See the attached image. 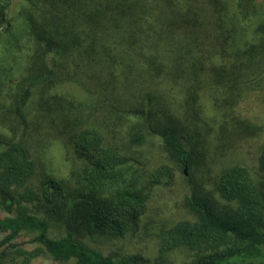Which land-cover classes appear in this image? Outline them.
I'll use <instances>...</instances> for the list:
<instances>
[{
  "label": "trees",
  "instance_id": "trees-1",
  "mask_svg": "<svg viewBox=\"0 0 264 264\" xmlns=\"http://www.w3.org/2000/svg\"><path fill=\"white\" fill-rule=\"evenodd\" d=\"M7 4L0 0V124L11 132L0 134V264H30L41 252L62 264H141L138 254L104 252L82 237H122L136 230L159 176L153 174L147 187L127 182L104 188L122 175L127 158L105 150L102 133L84 129L73 138L82 167L71 187L51 176L30 184L35 160L22 139L29 124L27 99L39 88L51 105L56 98L46 92L63 82L86 91L88 80L113 74L106 64L113 62L116 46H124L120 55L141 42L165 49L177 41L212 47L218 63L209 73L217 78L241 77L250 68L258 72L257 63L264 73V0H30L10 16ZM149 10L155 21L146 18ZM6 87L5 94L15 96L8 108L1 100ZM160 107V99L146 92L130 111L145 117L164 147L190 166L192 152L181 141L185 129L167 114L155 120ZM258 162L264 172V146ZM214 190L226 203L194 187L184 200L193 218L163 227L153 264H264V176L255 180L244 166L232 164L221 169ZM56 214L75 227L51 234ZM180 248L191 257L177 263L169 253Z\"/></svg>",
  "mask_w": 264,
  "mask_h": 264
},
{
  "label": "rangeland",
  "instance_id": "rangeland-1",
  "mask_svg": "<svg viewBox=\"0 0 264 264\" xmlns=\"http://www.w3.org/2000/svg\"><path fill=\"white\" fill-rule=\"evenodd\" d=\"M24 3L29 5L30 0H8L7 16ZM146 18L155 21L151 10ZM3 29L4 24L0 23V32ZM0 47L2 60V41ZM116 47L113 62L106 64L113 74L103 73L98 81L88 80V90L81 89L79 83H60L46 92L56 98L51 105L40 98L39 88L32 91L24 106L29 124L22 138L35 160V172L29 182L36 184L51 176L71 187L82 167L73 138L84 129L99 131L105 150L127 158L122 175L115 182H105L104 188L127 182L147 187L153 174L159 176L160 182L148 189L147 208L136 230L129 229L122 237L93 234L83 236L82 240L114 255L138 254L141 264H153L163 227L179 219L193 218L184 200L194 187L211 192L219 203L225 204L214 190L222 168L238 164L255 180L264 176L258 162L264 146V73L257 63L258 72L250 68L241 77L217 78L209 73L215 68L213 63H218L215 50L196 48L193 43L185 46L177 41L165 49L141 42L120 55L124 46ZM11 48L19 50L16 46ZM51 55L50 52L49 68L53 67ZM15 82L17 78L12 80ZM6 89L3 88L1 100L8 108L15 96H7ZM146 92L154 93L161 101L155 120L167 114L185 129L181 141L192 152V162L185 173L184 166L151 131L145 117L130 111ZM231 101V105L224 104ZM0 134L9 136L11 132L0 124ZM138 135L140 140L133 142L132 137ZM67 223L63 216H53L51 234H64ZM73 227L71 222L68 228ZM190 254L180 248L170 252L169 258L181 263L188 261ZM30 264L62 263L41 252Z\"/></svg>",
  "mask_w": 264,
  "mask_h": 264
},
{
  "label": "water",
  "instance_id": "water-1",
  "mask_svg": "<svg viewBox=\"0 0 264 264\" xmlns=\"http://www.w3.org/2000/svg\"><path fill=\"white\" fill-rule=\"evenodd\" d=\"M185 168H186V167H184V170H183V171H184V173H185Z\"/></svg>",
  "mask_w": 264,
  "mask_h": 264
}]
</instances>
